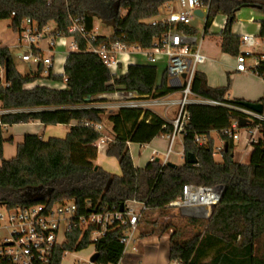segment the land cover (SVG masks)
Wrapping results in <instances>:
<instances>
[{"label": "trees", "instance_id": "16d2710c", "mask_svg": "<svg viewBox=\"0 0 264 264\" xmlns=\"http://www.w3.org/2000/svg\"><path fill=\"white\" fill-rule=\"evenodd\" d=\"M179 0H0V21L10 20V27L17 32L23 18H31L39 27L55 25L59 37L73 38L77 50L70 52L63 64V75L48 70L42 77L38 70L22 76L12 62L8 48H0V66L5 69V81L0 83V105L6 113L0 115L2 126L39 122L44 126H67L64 139L49 138L44 141L37 135L27 134L17 145L16 155L10 160L2 157L3 127H0V206L7 209L26 208L37 204L52 205L74 200L77 215L90 212L119 211L127 201L143 204L146 211H161L181 196L185 184L200 186L223 185L222 198L215 208L203 234L180 240V233L173 231L169 237L168 260L182 264H264L257 256V244L264 236V123L260 138L252 145L246 165L234 160V145L222 131L228 129L239 115L223 105L243 106V100L225 98L228 88H211L206 77L196 72L191 93L217 105L188 104L185 111L188 123L183 135L182 165L170 167L150 161L136 169L127 147L128 143L147 145L154 139L170 134L173 126L149 110L121 107L108 116L115 137L106 149V156L118 162L120 176L96 166L95 143L99 135L83 124L101 123L105 110L80 108L99 94L134 92L141 99H157L174 92L164 77L156 84L157 68L136 63L126 72L115 77L110 74L97 56L87 51L89 45L121 43L127 47L149 49L164 35L167 25L160 20L166 4ZM197 8H207L204 35L209 34L217 16L225 24L217 36L220 51L234 58L238 54L240 36L233 34L237 13L246 5L261 14L258 38L264 41V0H192ZM14 14V17H12ZM80 18L83 34L93 33V22L98 19L112 29L109 37L96 36L95 41L82 34L69 32L72 20ZM182 31L196 33V28L178 25ZM264 80V61L251 70ZM45 80L65 85L64 89L45 85L25 87ZM89 99L88 101H86ZM264 110V96L256 104ZM250 126V125H248ZM216 132L224 142L221 161L213 157L214 142L210 133ZM202 135L207 144L198 147L194 135ZM192 155L196 164L186 161ZM196 221V220H193ZM197 222V221H196ZM125 227L113 226L94 243L97 254L95 264H115L123 252L121 240ZM169 229V228H168ZM93 229L81 230L75 226L67 234L66 243L58 248L52 264H60L67 252H80L91 244ZM142 235L141 238H146ZM208 260V261H206ZM5 264V263H0Z\"/></svg>", "mask_w": 264, "mask_h": 264}, {"label": "built area", "instance_id": "2783aa9c", "mask_svg": "<svg viewBox=\"0 0 264 264\" xmlns=\"http://www.w3.org/2000/svg\"><path fill=\"white\" fill-rule=\"evenodd\" d=\"M52 0H46L49 5ZM178 11L170 13L160 20L167 25V31L153 46L149 49H141L136 46L127 47L121 43L100 44L97 47L89 45L87 51L99 58L102 64L107 68L112 76L119 77L126 72L129 65L136 64V57H141L146 64L155 65L160 59L166 61L165 73L171 88L177 89L181 93L179 110L176 119L173 121V131L170 134L163 135L169 141V147L164 155L162 166L169 163V155L172 153L171 146L176 136L185 134V127L188 123V114L185 106L188 104L217 105V103L201 99L191 93V86L194 75L198 69L207 63L206 56L202 53L201 47L204 40V27L207 15V8H197L192 0L177 1ZM200 9L204 18V27L200 35L190 34L178 28L181 26H190L196 18L194 11ZM14 17V14H12ZM199 19V18H198ZM197 19V22H198ZM81 19L72 20V26L69 32H77L88 41H95L96 34L85 35L80 28ZM49 23L43 28L31 18H23L19 22L17 30L18 48L21 53L18 58L30 69L36 67L37 70L43 71L44 67L53 71L55 48L57 46L67 48L66 56L70 52L77 50L73 38L59 37L55 34L56 28H51ZM197 26V23H196ZM55 27V25H54ZM256 48L263 49L258 37L255 35H240L238 54L233 58L235 72H247L254 69L260 61H264L263 55H255L253 52ZM256 57L255 65L247 69L246 58ZM63 58V59H65ZM62 62V60H61ZM32 73V72H31ZM53 74L63 75V67ZM184 75V78L182 76ZM47 76V74H46ZM0 83L3 87L8 86L5 81V69L0 66ZM42 85L40 81L27 85L29 89L35 85ZM135 93L118 92L115 98L124 101H134ZM194 98V101L191 100ZM128 107L138 108L135 104L127 105ZM226 108L235 111L239 119L248 121L244 128H240L238 120H233L230 127L222 131L228 140L232 143L239 140V132L245 133L247 148L252 147L260 138L261 125L264 123V110L258 114L244 106L223 105ZM85 127L92 129L99 135L95 143L97 152L105 149L115 140L114 135L109 133L101 123L83 124ZM250 125V126H248ZM0 127H4L0 124ZM193 142L198 147L207 144V139L202 135H194ZM224 148H214L213 156L220 154ZM152 159L151 161H153ZM224 192L223 185L200 186L194 184H185L182 187L181 196L177 200L168 204L171 209L178 210L182 216L191 220L210 221L215 208L219 204ZM130 204H137L135 201H127L124 205L123 212H90L88 215H77V205L74 200L57 202L52 205L37 204L26 208L7 209L0 206V225L5 223V229L8 231V238L0 243V263L5 264H52L54 257L64 243H66L67 234L78 226L81 230L93 229L91 232L90 242L94 246L96 240L102 237L113 226L125 227V232L121 243L123 245L122 256L115 264H123L122 259L126 254L128 247L136 253L138 250L135 246V232L139 223V215ZM143 206V204H141ZM144 207V206H143ZM6 213V214H5ZM67 253V252H66ZM65 253V254H66ZM64 254V255H65ZM95 254L90 256V258ZM89 264L90 261H89ZM166 264H182L177 260H168Z\"/></svg>", "mask_w": 264, "mask_h": 264}, {"label": "crops", "instance_id": "0c3cea01", "mask_svg": "<svg viewBox=\"0 0 264 264\" xmlns=\"http://www.w3.org/2000/svg\"><path fill=\"white\" fill-rule=\"evenodd\" d=\"M176 4L177 2L166 4L165 6L167 8V12L165 15L160 17V19L166 17L170 13L171 10L178 11L179 7L175 6ZM222 18L224 20L222 24L216 25L215 22H213L212 26L210 27V29L211 28L217 29L214 32L215 34L211 33L209 29V34H208L210 35L209 44L211 45L210 47H212L214 51L212 52L205 51V49L203 51L201 47L202 53L207 58V63L201 66L198 69V72L205 75L206 82L209 87L211 88L227 87L228 92L225 96L226 99L228 100L238 99V100H243L248 103H257L264 96V80H262L261 78H258L253 73H251L250 76H253V78L256 80V84H258L255 91H253L252 88H248V87L243 88L240 91L236 90L237 93L239 94L235 93L234 91L235 89L233 88V82L237 79V77H243V76L247 77L246 74L248 73V71L244 73L235 72L234 67H233L234 66L233 58L227 54H223L220 51V38L217 36V34L219 33V31L223 28L225 24V18L224 17ZM236 18H238V22H236L232 28L233 34H236L239 36L243 34L255 35L256 37H258V33L260 29L259 22L262 19L261 14H259L258 12L250 8H243L237 13ZM237 24H240V25H237ZM93 27H94V22H93ZM111 34L109 36H111ZM109 36H104V37H109ZM257 55L260 56L259 54ZM163 61L165 60L160 59L156 64L162 63ZM64 62H65V59H62L60 67H63ZM136 62L140 63L137 59H136ZM144 64L146 63L144 62ZM165 67H166V61H165ZM164 77L166 78L167 86L170 87L167 77H166L165 70L162 73L160 80H158V77H157L156 84L159 85ZM43 81L46 83L45 80ZM50 84L56 85L53 83H50ZM48 87L56 88V87H51V86H48ZM64 88H65V85L59 84V87L56 89H64ZM171 89H174V88H171ZM116 93L106 94V95L105 94L96 95L90 99V101H95V102L90 103L87 106L80 107V108L104 109L105 114L102 116L101 124L112 135L113 133L111 131V124L107 120L108 116L112 113H115L119 108L126 107L127 105H130V104H135L138 106V108L153 112L154 114L158 115L161 119H163L165 122L171 125L177 117L178 110H179V102L181 100V93L177 89H174V92L172 94H169L167 96L157 98V99H141L135 93L137 97L134 101H131V102L116 99L115 98ZM176 94L179 95L178 98L170 100V101H166L167 97L174 96ZM191 100L194 101V98L191 97ZM170 111H172V115H169ZM0 113H1L0 115L6 113V111L1 109V105H0ZM76 124H77L76 122H71L67 126H64V125L44 126L40 124L39 122L20 124L19 126L22 128V130H18L15 134H10L8 136L3 135V139L5 140V143L3 144L2 157L5 160H10L14 158L16 155L17 145L22 143L24 136L27 134L37 135L44 141L48 140L49 138L64 139L67 133L69 132V129L75 126ZM7 127L11 129L12 127H17V126L16 125L4 126L2 129L4 130ZM241 132L242 131L239 132V140L233 143L234 155L235 153H240L241 157L239 158L238 162L240 164L246 165L248 162L244 163L243 160L246 157H249L252 151V147L250 149L251 151H249L248 149L250 147L247 148L246 146L245 133H244V139H242V136L240 134ZM213 135H215L218 138L219 143H220L217 148L222 147L223 141L220 139L219 135L216 132L210 133V138L213 140L214 143H215V139ZM177 137H180L178 140L179 150L173 153L172 146ZM176 138L174 139V142L171 146V150H172L171 154H174L176 157H180L181 160L183 161V136H176ZM127 147H128L134 168L142 169L152 159H154V161L158 159V161L161 162L160 158L164 157L165 153L167 152L168 147H169V141L166 139L165 136H161L159 138L154 139L152 142H150L147 145H138V144L128 143ZM106 149L107 147L105 149L98 151L97 158L95 161L96 166L102 168L108 173L120 176V169L118 166V162L116 161V159L109 158L106 156ZM234 160H235V156H234ZM170 163L176 166L181 165V164H177L176 162H170ZM0 166H1V159H0ZM131 205L132 204H130V206ZM136 205L138 206L141 204H134V207L132 206L131 207L137 208ZM162 240H164V238H162ZM168 248H169V243L166 244V250L162 251L163 253L159 251L158 254L152 257L153 260H150V258L145 259V256L133 253L130 255H125L122 259V263L123 264H166L168 261Z\"/></svg>", "mask_w": 264, "mask_h": 264}, {"label": "rangeland", "instance_id": "374dc122", "mask_svg": "<svg viewBox=\"0 0 264 264\" xmlns=\"http://www.w3.org/2000/svg\"><path fill=\"white\" fill-rule=\"evenodd\" d=\"M175 6H178L176 4ZM167 12L166 6H164L161 10V17L165 15ZM223 16H217L214 20L216 25L223 23ZM236 22H238V18H236ZM11 21L10 20H3L0 21V47L2 48H8L12 62L14 64L15 69L19 74L22 76L30 75L31 72L35 73L37 72L36 67H32L30 69L27 64L23 63L19 58L18 54L21 53V50L17 47L18 46V34L13 31V29L10 27ZM240 25V24H237ZM204 27V21L202 19H198L197 27H196V34L200 35L203 31ZM51 28H55L54 25L51 24ZM217 29L211 28V33H214ZM94 33L97 36H109L112 33V29L110 27L104 26L98 19L94 20ZM215 34V33H214ZM259 42L262 44V47H264V41L260 38ZM210 41V35L206 34L204 36L203 44H202V50L204 51H214L211 45L209 44ZM68 51L67 48H62L57 46L55 48V57H54V66L53 71H57L60 68L61 60L65 58V54ZM255 55H263L264 51L263 49L256 48L254 51ZM140 63H144V60L141 59V57H136ZM257 58L256 57H249L246 58V67L247 69L252 68L256 63ZM157 68V77L158 80H160L162 73L165 70V61L162 63H158L154 65ZM251 70H248V73L246 74L247 77H237V79L233 82V88L235 89V93L237 91L242 90L243 88H252L253 91L256 90L258 84H256V80L251 75ZM47 74V68L44 67L42 71V76L46 77ZM42 85L45 84V86H51V87H59V84L52 85L50 82L46 83L41 80L40 81ZM54 84V83H53ZM61 86V85H60ZM237 90V91H236ZM258 92V90H257ZM239 94V93H237ZM233 96V95H232ZM179 95L169 96L166 98V101H170L173 99L178 98ZM107 112V110H106ZM1 114V113H0ZM169 115H172V111L169 112ZM174 115V114H173ZM17 127H12L9 129L7 127L3 130V135H10L15 134L18 130H22V128L19 125H16ZM240 133L242 136V139H244V132ZM215 139L214 148H217L219 146V140L218 138L213 135ZM180 137H177L175 139V142L172 146L173 153L177 152L179 150L178 148V140ZM251 147L248 149L249 151ZM241 152V151H240ZM214 153V151H213ZM251 154V153H250ZM235 161L238 162L239 158L241 157L240 153H235ZM250 156V155H249ZM161 162L164 161V157L160 158ZM170 162H176L177 164H183V161L180 157H176L174 154H171L169 157ZM214 160L216 162H219L221 160V157L219 154H216L214 156ZM249 161V157H246L243 162L247 163ZM239 163V162H238ZM140 204V203H137ZM134 207V204L131 205ZM137 206V205H136ZM144 208V207H143ZM143 208L141 205H138L137 208H133L135 210V213L139 215V223L137 227V232H135L134 236L136 239L135 246L137 248L138 255L145 256V259L150 258V260H153V256L159 253H163L162 251L166 250V244L169 243V237L173 233V231H177L180 233V240H187L192 238L194 235L200 233L203 234L205 231V228L209 221H193L191 219L185 218L180 214L178 210L171 209L169 207L165 208L161 211H146L145 214L142 215ZM2 214H4V211H0ZM6 214V213H5ZM5 223H1L0 225V243L8 238V231L5 229ZM169 228V229H168ZM147 235L146 238H141L142 235ZM164 238V240H162ZM163 245V246H162ZM94 246L92 244L88 245L86 249L80 251V252H68L66 253L60 264H89L90 256L93 254ZM133 254L131 251V246L128 247L125 255ZM257 256L264 259V236L261 238L259 243L257 244ZM208 261V260H206Z\"/></svg>", "mask_w": 264, "mask_h": 264}, {"label": "water", "instance_id": "95a60500", "mask_svg": "<svg viewBox=\"0 0 264 264\" xmlns=\"http://www.w3.org/2000/svg\"><path fill=\"white\" fill-rule=\"evenodd\" d=\"M252 6L250 5H246L245 8H251ZM194 15H195V19L191 22V27L196 28V23H197V19H203L204 18V14L200 9H196L194 11ZM182 78H184V75L182 76ZM89 99H87L86 101H88ZM243 106L249 110H252L258 114H261L263 112V106L261 104H256V103H244ZM248 123L247 120L245 119H239L238 120V125L240 128H244L246 126V124ZM156 162H158V159L155 160ZM186 161L191 163V164H196L197 160L192 156V155H187L186 156ZM167 166L170 167H174L176 165L172 164V163H167ZM124 210V206H121L119 211L123 212ZM97 260V254H94L91 258H90V263L91 264H95Z\"/></svg>", "mask_w": 264, "mask_h": 264}]
</instances>
